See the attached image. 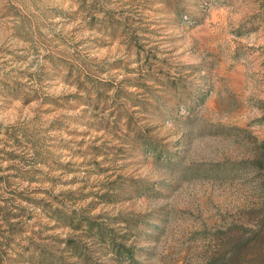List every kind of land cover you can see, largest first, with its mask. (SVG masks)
I'll use <instances>...</instances> for the list:
<instances>
[{
    "label": "rangeland",
    "instance_id": "1",
    "mask_svg": "<svg viewBox=\"0 0 264 264\" xmlns=\"http://www.w3.org/2000/svg\"><path fill=\"white\" fill-rule=\"evenodd\" d=\"M263 205L264 0H0V264H220Z\"/></svg>",
    "mask_w": 264,
    "mask_h": 264
},
{
    "label": "trees",
    "instance_id": "2",
    "mask_svg": "<svg viewBox=\"0 0 264 264\" xmlns=\"http://www.w3.org/2000/svg\"><path fill=\"white\" fill-rule=\"evenodd\" d=\"M144 144H147L144 141ZM157 149V148H156ZM258 222L256 228L249 234L242 233L239 229L229 238L228 247L221 259L220 264H264V205L257 211ZM92 230L94 227L89 224ZM100 240L117 252H121L113 236L107 233V230L96 228ZM68 252L71 258L83 259V252L80 246L75 242H68ZM70 244L72 246H70ZM70 263V262H66Z\"/></svg>",
    "mask_w": 264,
    "mask_h": 264
}]
</instances>
